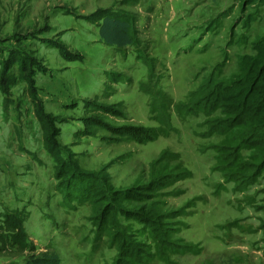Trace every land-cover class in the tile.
Masks as SVG:
<instances>
[{
    "label": "rangeland",
    "instance_id": "1",
    "mask_svg": "<svg viewBox=\"0 0 264 264\" xmlns=\"http://www.w3.org/2000/svg\"><path fill=\"white\" fill-rule=\"evenodd\" d=\"M104 8L136 15L148 59L100 39L88 15ZM262 37L261 2L0 0V72L5 62L11 79L0 86V222L20 212L31 243L57 251L61 264H112L117 251L107 236L95 239L92 204L64 201L61 163L88 173L104 167L114 187L178 167L189 176L156 199L176 211L172 237L189 247L148 264H264L263 175L245 188L225 180L213 168L212 145L222 136L206 134L203 113L176 106L211 72L237 73L238 56L254 53ZM157 94L168 101V134L144 142L122 134L127 126H161ZM123 224L155 252L140 223ZM26 255L2 249L0 264H24Z\"/></svg>",
    "mask_w": 264,
    "mask_h": 264
},
{
    "label": "trees",
    "instance_id": "2",
    "mask_svg": "<svg viewBox=\"0 0 264 264\" xmlns=\"http://www.w3.org/2000/svg\"><path fill=\"white\" fill-rule=\"evenodd\" d=\"M246 2L255 4L264 3V0ZM88 17L97 23L103 42L119 48L131 45L142 52L145 60L148 59L138 36L136 15L104 8ZM251 46L254 53L238 56L237 73L222 78L220 69L216 73L211 72L189 93L187 101L176 105L185 112H200L209 117L206 134L222 136L219 142L212 145L216 158L213 168L239 188L253 183L261 174L264 177V37L255 39ZM23 63L20 58L21 70L25 69ZM1 65L0 86L11 80L5 62ZM154 99L161 126H127L122 134L142 142L168 134L171 130L168 101L159 94ZM41 116L39 120L43 122L44 115ZM159 160L156 159L152 166ZM57 174L65 202L75 200L92 204L95 239L107 236L110 245L117 251L112 264H148L155 254L165 258L169 252H184L189 247L172 237V220L177 216L176 211H163L156 199L161 190L189 176L184 168L162 166L152 170L146 181L133 182L126 187H114L104 167L88 173L81 171L72 160L61 163ZM123 220L140 223L142 230H146L151 238L155 252L151 244L138 239L128 229L129 226L123 224ZM23 221L20 212L2 215L0 250L16 247L27 251L24 264H61L57 251L31 243Z\"/></svg>",
    "mask_w": 264,
    "mask_h": 264
}]
</instances>
